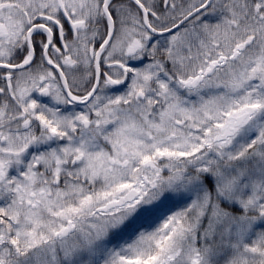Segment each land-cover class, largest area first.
Returning a JSON list of instances; mask_svg holds the SVG:
<instances>
[{
    "label": "snow or ice",
    "instance_id": "1",
    "mask_svg": "<svg viewBox=\"0 0 264 264\" xmlns=\"http://www.w3.org/2000/svg\"><path fill=\"white\" fill-rule=\"evenodd\" d=\"M0 264H264V0H0Z\"/></svg>",
    "mask_w": 264,
    "mask_h": 264
}]
</instances>
